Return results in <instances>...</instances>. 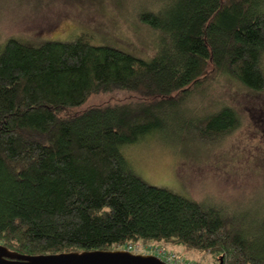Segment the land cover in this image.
I'll use <instances>...</instances> for the list:
<instances>
[{
	"label": "trees",
	"instance_id": "obj_1",
	"mask_svg": "<svg viewBox=\"0 0 264 264\" xmlns=\"http://www.w3.org/2000/svg\"><path fill=\"white\" fill-rule=\"evenodd\" d=\"M137 18L156 32L146 60L82 36L0 44V246L45 256L158 244L264 264V240L234 211L149 185L120 150L223 76L264 90V0H150ZM93 96L104 102L80 110ZM199 103L184 125L205 144L241 125L228 104Z\"/></svg>",
	"mask_w": 264,
	"mask_h": 264
},
{
	"label": "rangeland",
	"instance_id": "obj_2",
	"mask_svg": "<svg viewBox=\"0 0 264 264\" xmlns=\"http://www.w3.org/2000/svg\"><path fill=\"white\" fill-rule=\"evenodd\" d=\"M148 5L150 0H0V44L12 39L36 47L42 42L82 36L90 45L108 46L146 60L156 32L143 27L137 17ZM193 92L185 105L166 112L167 121L160 133L122 147L123 158L149 185L194 201H213L234 211L243 229L256 233L262 242L264 90L256 94L223 76ZM202 100L207 107L216 102L228 104L241 120L236 130L212 146L200 141L184 125L185 120H191L187 113ZM103 102L93 96L80 110ZM154 246L161 245L149 244L150 248ZM165 247L186 260L213 264L210 255L197 256L182 246ZM121 249L126 250L124 245L114 250ZM143 255L150 254L146 251Z\"/></svg>",
	"mask_w": 264,
	"mask_h": 264
},
{
	"label": "water",
	"instance_id": "obj_3",
	"mask_svg": "<svg viewBox=\"0 0 264 264\" xmlns=\"http://www.w3.org/2000/svg\"><path fill=\"white\" fill-rule=\"evenodd\" d=\"M0 264H165L152 255L131 254L126 250L67 252L56 255L26 256L0 246Z\"/></svg>",
	"mask_w": 264,
	"mask_h": 264
},
{
	"label": "built area",
	"instance_id": "obj_4",
	"mask_svg": "<svg viewBox=\"0 0 264 264\" xmlns=\"http://www.w3.org/2000/svg\"><path fill=\"white\" fill-rule=\"evenodd\" d=\"M125 248L126 251L131 254L143 255V253L147 251L150 255L158 257L165 264H201L190 259L186 260L164 246H154L153 248H150L149 245L142 246L138 243H132L131 245H126Z\"/></svg>",
	"mask_w": 264,
	"mask_h": 264
}]
</instances>
